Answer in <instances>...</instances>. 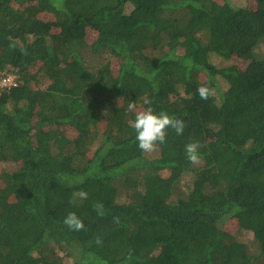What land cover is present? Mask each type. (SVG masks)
I'll use <instances>...</instances> for the list:
<instances>
[{
	"label": "trees",
	"instance_id": "obj_1",
	"mask_svg": "<svg viewBox=\"0 0 264 264\" xmlns=\"http://www.w3.org/2000/svg\"><path fill=\"white\" fill-rule=\"evenodd\" d=\"M257 1L0 0V81L16 83L0 87V165H14L0 172V264H264ZM129 101L182 119L183 135L140 151Z\"/></svg>",
	"mask_w": 264,
	"mask_h": 264
},
{
	"label": "clouds",
	"instance_id": "obj_2",
	"mask_svg": "<svg viewBox=\"0 0 264 264\" xmlns=\"http://www.w3.org/2000/svg\"><path fill=\"white\" fill-rule=\"evenodd\" d=\"M197 94L202 100H207L212 94V89L207 85H201L197 88ZM146 107L137 108L136 101H129L127 111L134 114V118L130 121V126L136 133L135 140L137 147L144 153H153L159 145L166 142L167 130L172 129L176 135L181 136L185 130V123L182 119L174 115H169L166 111L156 113L150 106L151 101H145ZM202 145L198 141H190L184 145L186 159L193 165L200 162L199 149ZM74 199L87 200L88 193L80 190L73 193ZM93 210L99 216L104 215V205L101 202H96L93 205ZM64 225L70 231H81L84 229V223L75 212H68L63 219ZM114 223H119V218H114ZM96 243H102L99 237L96 238Z\"/></svg>",
	"mask_w": 264,
	"mask_h": 264
},
{
	"label": "rangeland",
	"instance_id": "obj_3",
	"mask_svg": "<svg viewBox=\"0 0 264 264\" xmlns=\"http://www.w3.org/2000/svg\"><path fill=\"white\" fill-rule=\"evenodd\" d=\"M230 1L237 6L239 5L241 7H247L248 9H251V10H255L260 6V1H257V0H249V3H248V0H230ZM95 38H96L95 32L94 31H88L87 42L91 43L92 41H94ZM256 53L257 54H264V45H262L259 49H257ZM249 57L252 58L251 55H249ZM249 57L248 56H234L230 60H227L226 63L229 62L231 64L238 66V67H245L246 65L249 64V61H250ZM215 61L217 63H222V62L217 61V60H215ZM113 66L116 67L115 63L113 64ZM201 77H202L201 79L204 80V75H202ZM39 83H40L41 88H44L48 85V81L46 79H42L41 81H39ZM138 109H141V108L138 107ZM11 165H13V164H11ZM11 165H5V164L0 165V172L4 169H11V167H12ZM234 229H235V225L233 223H229L224 227V230L228 231L229 233H232L234 231ZM240 238L247 241L249 244L250 236L244 234L243 236L241 235Z\"/></svg>",
	"mask_w": 264,
	"mask_h": 264
},
{
	"label": "built area",
	"instance_id": "obj_4",
	"mask_svg": "<svg viewBox=\"0 0 264 264\" xmlns=\"http://www.w3.org/2000/svg\"><path fill=\"white\" fill-rule=\"evenodd\" d=\"M15 78L13 76H5L0 81V87L5 89H10L12 87H15Z\"/></svg>",
	"mask_w": 264,
	"mask_h": 264
}]
</instances>
